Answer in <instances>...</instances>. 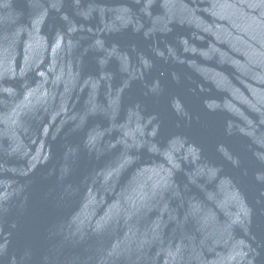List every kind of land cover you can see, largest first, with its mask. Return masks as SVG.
I'll return each instance as SVG.
<instances>
[{
  "label": "water",
  "instance_id": "95a60500",
  "mask_svg": "<svg viewBox=\"0 0 264 264\" xmlns=\"http://www.w3.org/2000/svg\"><path fill=\"white\" fill-rule=\"evenodd\" d=\"M0 264H264V0H0Z\"/></svg>",
  "mask_w": 264,
  "mask_h": 264
}]
</instances>
